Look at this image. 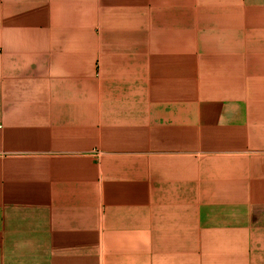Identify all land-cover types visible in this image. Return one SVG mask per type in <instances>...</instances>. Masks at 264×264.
I'll use <instances>...</instances> for the list:
<instances>
[{
  "label": "crops",
  "instance_id": "1",
  "mask_svg": "<svg viewBox=\"0 0 264 264\" xmlns=\"http://www.w3.org/2000/svg\"><path fill=\"white\" fill-rule=\"evenodd\" d=\"M0 264H264V0H0Z\"/></svg>",
  "mask_w": 264,
  "mask_h": 264
}]
</instances>
